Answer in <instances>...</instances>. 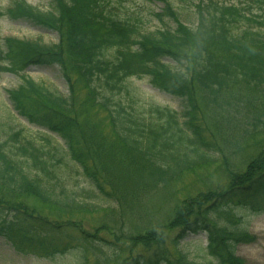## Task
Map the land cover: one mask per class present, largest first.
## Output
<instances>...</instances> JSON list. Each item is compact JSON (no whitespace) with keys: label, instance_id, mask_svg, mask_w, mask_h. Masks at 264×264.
<instances>
[{"label":"trees","instance_id":"trees-1","mask_svg":"<svg viewBox=\"0 0 264 264\" xmlns=\"http://www.w3.org/2000/svg\"><path fill=\"white\" fill-rule=\"evenodd\" d=\"M126 1L55 0L56 10L47 13L17 3L7 10L9 17L62 31L63 39L45 46L6 38L5 48L0 44L1 68L22 74L30 65H52L68 55L74 76L82 81L93 104L107 110L115 151L125 152L126 166L144 168L149 178L163 183L217 159L198 96L220 124L241 135L238 141L263 137L257 153L246 158L244 169H235L227 186L184 198L185 209L155 224L159 230L116 233L130 242L129 254L122 258L120 247L77 228L82 234L78 239L94 257L92 264H241L235 247L254 237L239 224L218 222L217 215L244 206L264 211V0H194L198 22L194 29L180 23V12L170 0H162L164 8L155 15L165 26L157 32L141 30L139 17L123 12ZM172 21L177 23L175 29L168 26ZM22 76V86L8 91L16 115L0 125L2 186L77 210L112 202L116 205L110 206L117 208L119 201L124 206L134 182L138 195L150 189L145 179L127 176L126 181L124 172L109 159V168L100 172L67 114L70 96H60ZM130 77L147 78L153 87L180 98L181 110L157 102L139 103L126 88ZM54 134L62 144L56 143ZM133 162L136 167L128 165ZM172 227H177L176 233L165 236ZM64 229L25 205L0 200V237L20 254L51 258L78 249L70 236L61 242L53 234ZM200 233L206 235L207 244L197 245L199 250L193 254L185 248L192 242L187 238ZM157 235L160 240H155ZM147 238L154 243L145 242ZM138 241L146 244L141 250L133 244ZM79 259L80 264L90 263L85 252Z\"/></svg>","mask_w":264,"mask_h":264},{"label":"rangeland","instance_id":"rangeland-1","mask_svg":"<svg viewBox=\"0 0 264 264\" xmlns=\"http://www.w3.org/2000/svg\"><path fill=\"white\" fill-rule=\"evenodd\" d=\"M170 1L180 12V23L186 24L189 29H194L198 24L197 13L192 7L194 0ZM221 1L247 2V0ZM17 3L44 13L56 10L55 0H0V44L2 48H5V40L9 37L29 40L45 46L62 42V31L51 27H42L27 18L12 19L9 17L7 10L16 7ZM163 8L164 2L162 0H128L123 4L122 10L128 16L139 17L142 26L141 30L157 32L159 28L165 25L156 17L155 12H160ZM254 9L257 10L258 8L255 6ZM168 26L175 29L177 23L172 21ZM70 59L68 55L64 54L60 62L57 61V63L52 65L33 64L22 74L33 79L34 82L43 86L44 89H48L60 96H70L68 98L71 99L72 107L70 105L67 114L70 115L72 122L77 124L79 136L94 157L95 164L100 172L103 173L104 169L109 168V159L124 172L125 178L130 176L132 180L139 179L138 181L141 182L145 179L146 185L150 189L138 195L136 194L137 185H134L136 183L134 182L133 187L130 188V192L133 194L126 195L125 199L127 201L124 206H121L119 201L117 208H112L110 205H116L114 202L112 204L109 203L110 205H104L105 201L96 200L97 204H103V206L77 210L44 203L28 193H12L8 188L0 184L1 201L15 205H25L29 210L37 211L38 214L49 219L53 224L64 225L63 233L59 235L53 234H55V237L59 236L61 242H63V239L67 240L68 236H70L74 246L80 249V251L71 249L68 253L60 252L51 258L24 255L17 252L10 244L5 242L4 238L0 237V264H80L81 252H85L87 260L89 259V264H92L94 263V257L90 250L87 249L86 251L83 241L78 239L82 238V234L77 228H81L91 235L104 237L107 243L120 247V258H122L129 254L128 247L130 242L129 239L124 237L121 239L117 238L115 236L116 233L118 234L122 230L127 235H133V232L136 235L145 234L144 230H149L150 228L159 230L155 224L167 219L171 220L174 211L185 209L182 204L184 198L195 197L198 194L219 190L227 186L230 178L236 174L235 169H244L248 164L246 158L256 154L258 144L262 143L261 139L263 137L244 138L243 141L240 139L238 141L237 139L241 138V135H235L234 132L232 133L224 127V124H220L218 116H215V113L210 108H207L205 102L198 96L204 123L207 126L206 132L211 135L212 146L218 153L216 161L195 171L187 172L181 177L171 178L166 183L158 181L157 177H155L156 179L149 178L144 168L135 170L126 166V154L122 149H116L115 151L116 146L113 143L114 132L108 112L98 103L93 104L82 81L77 76H74V68ZM1 62L2 60L0 59V125H5L13 120L11 115H16L8 91L22 86L24 76L2 69ZM126 88L131 91L132 97L136 98L139 103L157 102L177 110H181L183 106L180 98L153 87L147 78L130 77L126 81ZM31 95L41 97L34 92H31ZM23 121L28 123L25 119ZM29 127H31V124ZM32 127L36 126L32 125ZM53 139L58 144L63 143L56 134L53 135ZM8 154L16 157L11 152ZM134 162L127 164L136 167ZM123 166L125 167L123 168ZM126 181H128L127 178ZM122 200L124 199L121 195ZM217 216L218 222L228 221L231 224H239L245 227L250 235L254 237L252 240L243 241L235 247V255L240 259L241 264H264V211L256 212L250 207L244 206L234 211L221 212ZM176 228L166 230L164 235L173 236L176 233ZM157 238L155 240H160L158 235ZM97 239L99 241L103 240ZM187 239L192 242L188 243L185 248H188L193 254H196L199 250L197 245L206 246L207 244V238L204 233L191 235ZM101 242L104 243L103 241ZM145 242H150L151 245L154 243L152 240L148 241V238L145 239ZM133 244L137 246V250L146 245L140 241ZM166 244H168V239Z\"/></svg>","mask_w":264,"mask_h":264}]
</instances>
